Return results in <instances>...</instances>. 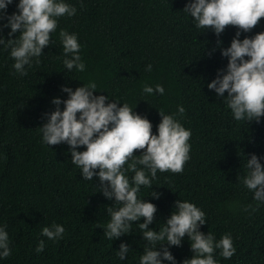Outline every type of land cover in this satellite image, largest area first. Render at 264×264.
<instances>
[{
	"label": "trees",
	"instance_id": "1",
	"mask_svg": "<svg viewBox=\"0 0 264 264\" xmlns=\"http://www.w3.org/2000/svg\"><path fill=\"white\" fill-rule=\"evenodd\" d=\"M18 2L8 5V15L18 11ZM65 2L76 14L58 18L55 44L43 49L38 65L26 66L27 75L15 73L10 49L0 45V227L7 231L11 248L0 264H139L146 242L138 225L118 239L106 238V209L114 200L99 191L98 177L83 179L67 144L49 147L42 142L43 114L55 110L54 97L67 99L62 86L75 90L89 81L97 85L95 95L119 100L120 106L127 103L149 119L153 134L162 119L159 110L191 130L190 159L183 172L157 171L152 188L159 199L149 196L152 188L142 187L138 194L157 206L149 228L164 226L175 201L191 202L206 214L202 232L212 233L217 241L224 234L232 237L235 254L225 259L216 249L218 264H264V204L255 212L245 211L256 201L242 183L248 154L264 164V117L259 123L236 121L223 98L207 87L228 62L217 40L229 47L237 29L228 26L219 37L211 29H198L183 11L188 0ZM61 29L77 35L83 72L64 67ZM9 31L3 28L0 34L7 39ZM261 31L264 18L240 39ZM149 64L151 71L146 70ZM157 84L163 85V95L143 93L145 85ZM181 105L182 116L177 115ZM53 224L65 228L55 241L42 235V228ZM41 240L45 247L37 253ZM122 242L130 246L125 260L117 256ZM170 251L176 264L193 255L187 236Z\"/></svg>",
	"mask_w": 264,
	"mask_h": 264
},
{
	"label": "clouds",
	"instance_id": "2",
	"mask_svg": "<svg viewBox=\"0 0 264 264\" xmlns=\"http://www.w3.org/2000/svg\"><path fill=\"white\" fill-rule=\"evenodd\" d=\"M13 0H0V33L9 28L8 38L0 34V45L10 49L14 60L15 73L27 75L26 66L40 63L43 49L55 44L52 33L58 28V18L74 16L77 9L65 0H19L18 11L7 14L8 5ZM183 11L190 15L198 29H211L219 37L228 26L237 29L230 46L222 47L217 40L221 55L227 58L226 68L218 69L215 79L207 84L222 97L236 121L259 123L264 117V31L252 37L240 39L241 33L251 32L264 18V0H188ZM18 34V35H14ZM63 48L64 67L71 72L85 70L80 56L81 45L75 33L64 29L59 31ZM214 47L207 54L210 56ZM152 70V65L146 67ZM67 99L54 97L51 101L55 110L43 114L45 123L41 126L42 142L51 146L61 143L69 146L71 162L84 180L98 177L99 191L114 204L106 209L110 216L104 235L109 240L118 239L133 232L137 224L145 241L139 264H176L170 251L171 246H182L185 236L190 242L193 255L182 264H218L214 259L216 249L225 259L235 254L230 234H224L218 241L210 232L205 234L200 227L206 223V214L195 204L175 201L174 211L158 231L149 228L155 219L157 206L139 197L142 187L152 188V180L157 171L182 173L184 164L190 159L191 130L186 129L174 115L164 114L152 132L149 119L134 112L127 103L119 105V100L109 101L105 95H95V81H89L73 90L62 86ZM143 93L163 95V85H145ZM227 93V95H225ZM64 107L61 109L60 105ZM184 107L178 106L177 115L182 116ZM84 147L80 151L78 148ZM139 151L140 154L135 153ZM246 175L243 185L253 193L255 206L249 204L244 210L257 211L264 204V164L256 154H248ZM133 173L131 178L127 173ZM149 196L159 199L160 193L152 188ZM143 218V222L141 219ZM65 228L60 224L43 227L42 235L49 240L63 237ZM41 240L36 252H43ZM130 250L122 242L117 252L120 260H125ZM11 255L10 239L4 227H0V257Z\"/></svg>",
	"mask_w": 264,
	"mask_h": 264
}]
</instances>
